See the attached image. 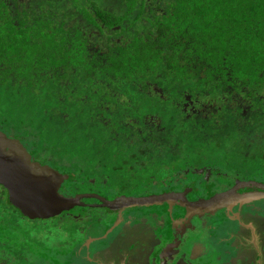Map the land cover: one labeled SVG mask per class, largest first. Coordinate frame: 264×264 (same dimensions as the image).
I'll return each instance as SVG.
<instances>
[{"label":"trees","instance_id":"obj_1","mask_svg":"<svg viewBox=\"0 0 264 264\" xmlns=\"http://www.w3.org/2000/svg\"><path fill=\"white\" fill-rule=\"evenodd\" d=\"M41 1L0 0V130L33 160L104 181V165L223 159L232 134L264 162V0Z\"/></svg>","mask_w":264,"mask_h":264},{"label":"flooded vegetation","instance_id":"obj_2","mask_svg":"<svg viewBox=\"0 0 264 264\" xmlns=\"http://www.w3.org/2000/svg\"><path fill=\"white\" fill-rule=\"evenodd\" d=\"M19 1H21L25 7H36L42 2L41 0ZM73 1L77 3L73 4L72 8L74 10H76L75 8L77 6L79 8L91 6L92 1L95 2V6L101 9L104 8V0ZM62 2H64V0H62ZM87 2L91 4H86ZM62 5H65V3ZM43 7L47 8V5H43ZM77 14L78 13H76V15ZM25 148L27 149L26 146ZM27 150L33 159L31 151L29 149ZM216 156L219 157V154L214 152V158ZM186 164L188 163L176 165L173 170L172 165L168 168L165 166L167 170L165 179L158 178L157 174L151 170L141 179L132 177V189L136 184H140L135 186L132 192H122L124 188L120 186V183L111 187V182H108L106 188H104V192H92L84 188L83 192L77 193H69V191L63 188L64 182L69 178L68 173L48 165L58 172L68 175V178L63 180L58 188L61 194L66 196L86 194L87 196L79 199L81 203L85 204L84 206H74L67 211H62L57 215L47 218H28L22 215L18 209L8 201L6 189L0 184V264H56L65 259L63 255L65 252L70 251L73 246L85 245L87 244L86 242H88L87 239H92L94 241L95 238L103 234L104 239H100L96 242H108L114 233L116 234L120 231V227L123 225L125 226V224H132L138 221L141 216H146V214L149 216L151 213L152 215L156 214L160 217L161 225L158 226L155 234H153L156 236L155 239L148 246L150 258L147 260V264H232L231 262H233V264H264V238L260 237L257 241L254 240V242L248 241L241 243L237 241L232 245L230 243L231 241L223 242L220 241V238L213 244L215 247L220 246V250H213V247H211L212 244L209 243L210 232L212 233V231L208 233V230H213L220 221H227L232 216H235L236 220H239L238 218H240V215H247V213L244 212V207L249 206L250 208V206L253 205L259 206L261 202H264L263 198L251 199L243 204H237L236 212L232 210L234 209L233 204H229L228 207L223 206L215 209L212 214L204 212L199 215H192L189 218L185 217L184 207L176 203L171 206L163 203L114 210L105 206H94L98 203L96 196L103 197L104 200L109 201L119 196L138 197L168 192L182 193L186 201H194L196 199H205L208 197L215 198L226 192H229V197L232 199V196L235 194L260 191L261 187L256 185L264 184V178L262 179L251 173V170H253L252 168L257 165H253L251 168H246V166L243 165H235V169L228 171L223 170V168L221 169L215 162L195 166ZM118 167L119 165L113 166L111 169L113 170ZM125 167L127 168L125 171L126 175H129V170L133 171L136 167L143 169L149 168L148 165H127ZM188 172L192 177L195 174L198 175L194 180L190 178L189 181L180 183V179L187 176ZM87 178L91 180L90 177ZM142 186V190L136 191V189ZM89 205L91 206L89 207ZM90 208L95 209L89 212L91 210ZM259 209L261 208L252 207V210L255 211ZM142 211H145V213ZM66 214L70 215V219L78 222V225H75V236L71 237L68 241H60L58 236L60 228L56 224H59L58 221L60 217ZM251 214H253V212ZM157 222H159V220H157ZM49 224L54 226L50 227ZM87 224H89L88 228L84 226ZM90 228L95 230L97 234H92L89 230ZM253 228H255V226L249 227L251 231L254 230ZM155 229L156 226H153V230ZM227 232L228 234L230 233L229 231ZM125 236L123 239L128 241L130 238L136 236V233L134 234L133 232L131 237H129V235L128 237ZM204 237H206L207 241L204 240ZM98 239L99 238L96 240ZM241 244L248 245L245 249L249 250L247 251L249 257L246 259L241 258L240 260V258L236 256L234 257L235 259L230 258V260L227 261L223 259V255L219 257L223 249L234 254V249ZM259 245L261 251H258L257 246ZM89 248L90 243H88L86 247H81L84 255L86 254L87 257L91 250H89ZM145 248H147V246ZM253 250H255V252H253ZM251 254H253V256H251ZM80 255L77 256L80 257ZM241 255L242 254L239 253L238 256L241 257ZM62 257L64 258L62 259ZM77 259L88 262L91 260V264L96 263V260L94 261L92 258ZM236 261H240V263H235Z\"/></svg>","mask_w":264,"mask_h":264},{"label":"rangeland","instance_id":"obj_3","mask_svg":"<svg viewBox=\"0 0 264 264\" xmlns=\"http://www.w3.org/2000/svg\"><path fill=\"white\" fill-rule=\"evenodd\" d=\"M2 130V129H1ZM226 136V137H225ZM223 137V135L221 136L219 142H222L221 145H223V150H227L230 149L231 150V154L228 155V157H226V155L220 156L219 158L216 156L214 158L213 154L210 153V150L206 151V150H202L200 151V154L198 152L195 153L194 155H189V159L193 160L194 162H192V164H186V165H203L205 163H216V165H219L221 167V169L223 168V170H228V171H232L233 169H235V165H243L251 168L253 167V165H257L256 167H253L251 170V173H253V175H257L260 178H264V162H257V161H243V159H245V155L244 152L247 149V147H245L244 145L240 146V153L234 154V147L233 145L236 142V138L235 139H231L233 137L232 134L229 135H225ZM220 145V147H221ZM246 148V149H245ZM221 150V148H220ZM251 149H248L249 152ZM216 152L219 154L220 151L219 149L216 150ZM234 155L236 157H234ZM217 159H222V161ZM248 158V156H247ZM254 159L255 156L253 157ZM210 159H214L213 161H209ZM226 159H228L227 164L223 163V161H225ZM241 161V162H240ZM185 163H183L181 157L179 156L176 159V165H184ZM176 165H172V170L174 169V167ZM113 166H118V165H104V170L101 171L99 169V166H96V168L94 169V172L97 170H100L99 174L101 172L104 173V181L103 178H100V176L98 174L93 173L90 175V179L89 180L87 177V172H85L87 165H80V167L82 168V172L80 173L77 170L76 165L72 167V169L70 168V170H72V172H70L69 174L71 175V181H69V183L65 184V189L67 191H69L71 189V186H75V190H83L84 188L89 190V191H96V192H104V188H106L107 183L111 182V187L118 185L120 183V186L122 188H124V190L122 192H132V183H133V178L136 179H141L143 178L149 170L155 172V174H157V177L160 179H165V177L167 176V168L170 165H148L149 168L147 169H143V168H138L136 167L133 171L129 170V175H126V167L127 165H119L118 168L115 169H111ZM129 166V165H128ZM155 167V168H154ZM154 168V169H153ZM188 175L185 176L184 178L180 179V183L183 182H187L189 181V179L191 178V180H194L198 174H195L193 177L191 175H189L190 173H187ZM133 177V178H132ZM93 180V182H92ZM75 181V183H73ZM87 181V182H86ZM85 183H89V186H85ZM103 183V184H102ZM70 184V185H69ZM77 184H82L83 188H79L77 186ZM140 185V184H138ZM137 184L135 186H138ZM91 188V189H90ZM135 189V188H134ZM143 186L136 189L137 190H142ZM73 190V189H71ZM236 204V203H235ZM233 205L234 209H232L233 211L236 212L237 209V204ZM252 207H258L261 208L258 211L252 210ZM76 209V208H75ZM91 210L89 212H92L95 208H90ZM255 209V208H254ZM142 210V209H140ZM252 210V211H251ZM75 211V210H73ZM72 211V212H73ZM143 213H145V211H142ZM241 212V211H240ZM244 212L247 213V215H240L238 218L239 220H236L235 216H232L231 218H229L227 221H220L218 222V224L216 225V227L213 230H208V233L210 231H212V233L210 232V244H212L211 247H213V250L217 249L220 250V246H213V244L215 243V241H217L218 239H220V241L223 242H230L231 245L234 244L235 242H254L257 241L260 237L264 238V202H261L259 206L257 205H253V206H246L244 207ZM253 212V214H251ZM70 215L66 214L64 216L60 217V220L58 221L59 224H56L57 226H59L60 228V233H58L59 236V240L60 241H68L71 237L75 236V225H78V222L74 221L73 219H70L69 217ZM243 216V217H242ZM157 220H159V222H157ZM160 217H158L156 214L152 215V213L148 216L146 214L141 216V218L138 221H135L134 223H129V224H125V226L123 225L122 227H120V231H118L116 234L114 233L111 237V239L107 242V241H103V242H96L99 241L100 239H104V234L102 236H99L97 238H99L98 240H96L97 238H95V240L93 241L92 239H87L88 242H86L87 244L85 245H76L73 246L70 251L65 252V254L63 255L65 257L64 260H62L61 262H57L56 264H91V260L88 261H81L78 260L82 259V258H87L90 259L92 258V260H96V263L93 264H147V260L150 258L149 255V250H148V246L149 244H151V242L155 239V231L158 229V226L161 225L160 224ZM50 225V224H49ZM54 225H50V227H52ZM86 228L89 227V224L84 225ZM153 226H156V229L153 230ZM254 227V230L251 231L249 229V227ZM247 227V228H245ZM52 230V229H49ZM92 234H97V232L95 230H92V228L89 229ZM53 231V230H52ZM229 231L230 233L228 234ZM136 233V236L130 238L128 241H125L123 238L126 234L129 235V237H131ZM128 235H126L125 237H128ZM110 238V237H109ZM147 240V241H146ZM204 240H206V237H204ZM88 243H90V253H88V257L85 254L83 250L81 249L82 246H88ZM105 244V245H104ZM147 246V248H145ZM248 247V245H238L235 249H234V254H231L230 252H228V250L223 249L222 254L219 255V257H221L223 255V259H226L227 261L230 260V258H234V257H238L242 259H246L247 257H249V253H247V251H249L248 249L246 250L245 248ZM258 251H261L260 245L257 246ZM80 249V250H78ZM246 250V251H245ZM237 251V253H236ZM245 251V252H244ZM253 252H255V250H253ZM242 254L241 257H239L238 255ZM81 254V255H80ZM77 255H80L77 256ZM251 256H253V254H251ZM62 257V259L64 258ZM255 257V255H254ZM235 259V258H234ZM233 264V262H231ZM235 263H240V261H236ZM262 264V263H261Z\"/></svg>","mask_w":264,"mask_h":264},{"label":"water","instance_id":"obj_4","mask_svg":"<svg viewBox=\"0 0 264 264\" xmlns=\"http://www.w3.org/2000/svg\"><path fill=\"white\" fill-rule=\"evenodd\" d=\"M66 178H68L67 174L60 173L47 164L34 161L18 138L8 136L0 130V184L6 189L8 201L22 215L28 218H47L74 206H84L85 204L79 199L86 197V194L66 196L58 191L60 184ZM256 186H260L261 190L235 194L232 199L229 197V192H226L215 198L186 201L182 193L168 192L138 197L119 196L109 201L96 196L98 203L94 206H105L114 210L163 203L171 206L176 203L184 207L185 217L189 218L204 212L212 214L215 209L228 207L229 204H243L251 199H264V184Z\"/></svg>","mask_w":264,"mask_h":264}]
</instances>
